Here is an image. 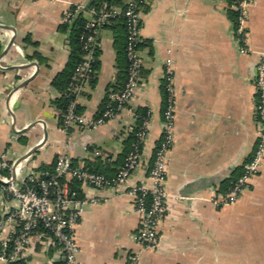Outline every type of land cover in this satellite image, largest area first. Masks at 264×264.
<instances>
[{
  "label": "crops",
  "instance_id": "0c3cea01",
  "mask_svg": "<svg viewBox=\"0 0 264 264\" xmlns=\"http://www.w3.org/2000/svg\"><path fill=\"white\" fill-rule=\"evenodd\" d=\"M89 1L0 0V154L10 147L8 161L20 162L23 173L38 177L46 171L41 166L54 163L61 152L80 166L115 162L135 123L133 110L146 108L149 132L127 185L81 184L84 203L75 228L79 261L126 264L136 255L138 264H264L254 259L264 252V162L236 201L222 206L212 201L222 181L244 167L256 146L254 68L264 52V0L249 4L248 52L238 47L229 0H142L143 68L128 107L97 127L65 129L55 104L61 92L52 85L70 55L68 34L60 26L70 5ZM27 35L36 45L24 42ZM99 37L95 82L76 96L79 111L88 116L99 115L118 73L113 30L102 28ZM168 62L176 105L164 182L168 210L158 226V246L148 248L136 238L140 217L133 187L149 184L164 128ZM4 185L0 180V211L6 213L18 202ZM1 226L0 237L8 240L10 227ZM27 261L66 264L60 247L39 236L33 237Z\"/></svg>",
  "mask_w": 264,
  "mask_h": 264
},
{
  "label": "built area",
  "instance_id": "2783aa9c",
  "mask_svg": "<svg viewBox=\"0 0 264 264\" xmlns=\"http://www.w3.org/2000/svg\"><path fill=\"white\" fill-rule=\"evenodd\" d=\"M142 0H129L125 10L119 7L97 11L86 8L85 3L70 5L63 16V22H69L76 12L82 11L87 17L86 27L89 33L82 35L84 39L83 60L76 66L70 82L71 89L65 110L60 114V124L68 129L72 126L97 127L106 121L120 115L135 94L141 80L143 68L142 54L137 44L141 41L143 10ZM251 0H236L234 8L239 11L237 44L242 52H248L246 44V24L248 8ZM74 7V9H73ZM123 14L127 22V57L130 61L128 78L121 90L111 91L109 94L112 104H108L103 112L97 116H88L77 111L76 96L90 81L94 74L93 61L95 50L100 45L99 31L109 18ZM166 90L168 92L164 110V128L161 139L156 145L152 167L149 171V184L136 185L134 207L140 217V225L136 238L144 246L155 248L159 244L160 233L158 226L168 210L167 192L164 182L167 172L168 153L174 141L176 105L172 70L167 63ZM256 86V116L257 142L250 159L244 164V171L235 184L226 193L216 192L213 203L222 206L236 201L252 178L258 174L264 162V52L260 54L254 68ZM74 96V97H73ZM136 116V110H133ZM150 117L143 121L138 132L137 142L128 154L125 164L116 175L108 178L104 174L96 173L84 166L75 165L72 156L61 152L55 161L54 172L45 171L43 177L34 172H25L20 162L8 161L10 147L0 154V180L4 182L3 190L12 194L18 204L9 211H0V227L7 224L10 227L9 238L0 237V260L4 264H15L29 253L34 236L51 238L61 249L66 264H83L77 254L79 245L76 240L75 228L80 221L84 200L78 198L71 191L70 178H77L83 184L96 188H122L138 168L142 159V149L149 132ZM8 170L9 174L2 175L1 171ZM21 180L17 181V176ZM147 196L151 202L147 203ZM5 215V218H4ZM42 225L44 230L39 229ZM26 264H30L28 261ZM126 264H138L136 255L130 256Z\"/></svg>",
  "mask_w": 264,
  "mask_h": 264
},
{
  "label": "trees",
  "instance_id": "16d2710c",
  "mask_svg": "<svg viewBox=\"0 0 264 264\" xmlns=\"http://www.w3.org/2000/svg\"><path fill=\"white\" fill-rule=\"evenodd\" d=\"M231 3L230 8H228V15L232 20V24L234 29H237L238 26V15L239 11L234 8V4L236 0H229ZM127 3L124 0H90L86 4V8H93L97 11L101 10V8L105 7L106 9H111L112 7H119L121 10H125ZM74 9V7H73ZM87 24V17L82 11L76 12L75 15L69 22H62L60 28L68 34V41L70 47V55L68 61L64 68L54 77L52 81V85L57 88L61 92V96L55 100V104L61 108V110H65L68 101L70 100L69 91L71 89L70 82L72 79V75L75 71L76 66L83 60L84 56V39H82V35H86L89 33V29L86 27ZM110 28L113 30L115 35V44L116 48L118 49V56H117V66H118V73L116 75L115 80L110 84L107 89L104 101L102 102L101 109L99 114L103 112L108 104H112V100L109 97L111 91L121 90L128 78V71L130 61L127 57V22L126 18L123 14H117L109 18L108 22H106L102 28ZM24 42H29L31 44L36 45L34 41L31 40L30 35H27L24 39ZM137 47H141V41L137 44ZM99 54H100V47L96 48L95 50V60L93 61V68L94 74L90 81L92 84L95 82L97 72L99 69ZM37 56H40L36 52ZM164 101L167 99L168 92L166 87L164 88ZM74 97V96H73ZM77 111H79L77 106ZM136 120L130 130L127 139L125 141V148L122 154L118 157L115 162H108L102 163V161H94L93 163H89L84 165V167L88 168L89 170L104 174L108 178H112L116 175L118 170L125 164L127 160L128 154L133 150L134 144L137 142L138 139V132L140 131L143 121L145 118L150 117V112L146 108H138L136 110ZM61 123V122H60ZM143 148V144L140 146ZM156 149V148H155ZM74 164L77 163L73 160ZM42 169H45L49 172H54L55 170V162L52 164H43L41 166ZM244 167H237L233 170L231 175L222 181L218 192L226 193L230 190V188L235 184L236 180L239 176L243 174ZM69 184L71 187V191L74 195L78 198L83 197V193L81 192V184L82 182L77 178H70ZM151 202V197L147 196V203ZM39 229L44 230L42 225H39ZM27 256L22 258L21 260L17 261L15 264H26Z\"/></svg>",
  "mask_w": 264,
  "mask_h": 264
},
{
  "label": "rangeland",
  "instance_id": "374dc122",
  "mask_svg": "<svg viewBox=\"0 0 264 264\" xmlns=\"http://www.w3.org/2000/svg\"><path fill=\"white\" fill-rule=\"evenodd\" d=\"M258 258H261L264 261V252L254 255V259H258Z\"/></svg>",
  "mask_w": 264,
  "mask_h": 264
},
{
  "label": "water",
  "instance_id": "95a60500",
  "mask_svg": "<svg viewBox=\"0 0 264 264\" xmlns=\"http://www.w3.org/2000/svg\"><path fill=\"white\" fill-rule=\"evenodd\" d=\"M12 41H13V39L11 40V42H12ZM11 42H10V43H11ZM45 135H46V133H45Z\"/></svg>",
  "mask_w": 264,
  "mask_h": 264
}]
</instances>
